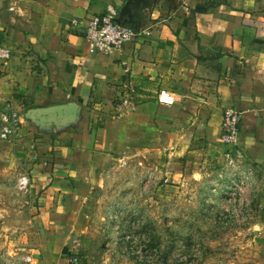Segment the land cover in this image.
<instances>
[{"label": "crops", "instance_id": "0c3cea01", "mask_svg": "<svg viewBox=\"0 0 264 264\" xmlns=\"http://www.w3.org/2000/svg\"><path fill=\"white\" fill-rule=\"evenodd\" d=\"M126 2L0 0V44L13 50L0 64V112L21 115L11 142L27 160L32 216L23 240L11 232L4 244L37 264H98L99 246L90 252L77 237L87 183L124 158H150L165 184L211 179L228 149L225 109L241 114L245 165L264 185V0H146L136 18L145 35L110 55L91 51L88 23L119 16ZM126 67L136 89L131 110L118 107ZM160 90L175 104H160ZM69 103L73 118L51 127L25 118Z\"/></svg>", "mask_w": 264, "mask_h": 264}, {"label": "rangeland", "instance_id": "374dc122", "mask_svg": "<svg viewBox=\"0 0 264 264\" xmlns=\"http://www.w3.org/2000/svg\"><path fill=\"white\" fill-rule=\"evenodd\" d=\"M11 140L0 139V246L22 254L28 252L4 244L11 232L22 241L32 223L29 192L18 187L27 160ZM151 161L124 158L87 183L85 231L77 237L90 252L99 246L95 262L264 264V185L241 186L230 200L221 195L227 184L217 185L226 177L224 163L207 182L174 185Z\"/></svg>", "mask_w": 264, "mask_h": 264}, {"label": "built area", "instance_id": "2783aa9c", "mask_svg": "<svg viewBox=\"0 0 264 264\" xmlns=\"http://www.w3.org/2000/svg\"><path fill=\"white\" fill-rule=\"evenodd\" d=\"M118 14L108 11L103 15L92 18L88 23L85 32V39L91 51H97L99 54L110 55L114 51L123 50V48L132 42L137 36L145 35L146 31H138L136 28L116 22ZM73 25H78L74 20ZM13 56V50L9 46L0 44V64L10 60ZM128 79L122 85L123 96L118 107L131 110L135 108L134 97L136 89L131 81V70L126 67L124 70ZM160 104L174 105L175 95L167 90H160L158 96ZM241 114L234 109H225L221 124V143L228 147L224 152V166L226 177L218 182L217 185H224L222 189L223 196L230 200L236 199L241 195V186L252 185L254 172L245 165V154L240 148V127ZM21 125V115L13 110L0 112V139L9 140L14 137ZM18 187L22 191H29L30 178L23 175L18 180ZM20 250V249H19ZM141 255V253H140ZM140 260H143L142 256ZM77 259L73 262L77 263ZM0 264H37V260L31 253L18 254L15 248H5L0 246Z\"/></svg>", "mask_w": 264, "mask_h": 264}, {"label": "water", "instance_id": "95a60500", "mask_svg": "<svg viewBox=\"0 0 264 264\" xmlns=\"http://www.w3.org/2000/svg\"><path fill=\"white\" fill-rule=\"evenodd\" d=\"M146 0H127L116 19L117 23L137 28V14L142 12ZM76 106L73 103L35 108L27 111L25 118L37 121L42 127L48 128L61 121L72 119Z\"/></svg>", "mask_w": 264, "mask_h": 264}, {"label": "trees", "instance_id": "16d2710c", "mask_svg": "<svg viewBox=\"0 0 264 264\" xmlns=\"http://www.w3.org/2000/svg\"><path fill=\"white\" fill-rule=\"evenodd\" d=\"M79 264H83V263L80 262Z\"/></svg>", "mask_w": 264, "mask_h": 264}]
</instances>
